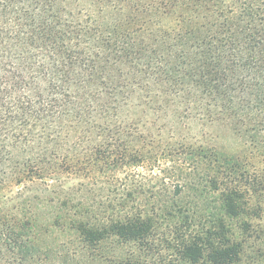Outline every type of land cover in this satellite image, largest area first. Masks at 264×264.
<instances>
[{"label": "trees", "instance_id": "16d2710c", "mask_svg": "<svg viewBox=\"0 0 264 264\" xmlns=\"http://www.w3.org/2000/svg\"><path fill=\"white\" fill-rule=\"evenodd\" d=\"M56 176L123 194L0 204V264H261L264 0H0V197Z\"/></svg>", "mask_w": 264, "mask_h": 264}, {"label": "rangeland", "instance_id": "374dc122", "mask_svg": "<svg viewBox=\"0 0 264 264\" xmlns=\"http://www.w3.org/2000/svg\"><path fill=\"white\" fill-rule=\"evenodd\" d=\"M177 133L179 136L184 137L187 142L204 144L209 146L218 147L228 151H235L239 148V143L234 140L230 132L220 124H209L205 121L198 119L186 120L177 127ZM164 166V165H162ZM168 166V165H166ZM176 176L180 171H185V165H176ZM146 175V179H140L148 185H155L157 180L152 179L151 176ZM176 180L172 179L171 186L169 184V190L175 191ZM171 187V188H170ZM113 190L108 184L99 183L91 184L88 181H83L76 178H62L56 176L53 180L47 182H34L23 185L21 188H15L12 193L3 195L0 197V204L5 207L17 206L22 203L37 206L41 211L48 212L53 206H58L66 196H73L74 198H94L97 203L105 200L110 196V191ZM123 194L118 191L117 194L112 193L111 197L116 199L120 198ZM264 210V205H263ZM261 227L264 229V214L261 221ZM264 247V236H262L261 243ZM249 254V253H248ZM249 263H253L254 254H249ZM247 261V260H246ZM261 264H264V260Z\"/></svg>", "mask_w": 264, "mask_h": 264}]
</instances>
